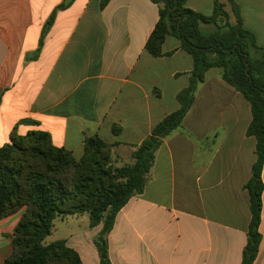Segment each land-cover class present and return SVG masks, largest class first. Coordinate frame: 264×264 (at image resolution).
<instances>
[{
  "label": "crops",
  "instance_id": "1",
  "mask_svg": "<svg viewBox=\"0 0 264 264\" xmlns=\"http://www.w3.org/2000/svg\"><path fill=\"white\" fill-rule=\"evenodd\" d=\"M65 1L0 0V148L13 132L44 131L80 159L86 138L98 135L113 145L115 166L130 163L153 128L180 108L193 59L174 38L163 46L172 55L148 54L160 19L151 0H111L105 8L102 0H75L58 11L38 52L44 26ZM234 1L264 48V0ZM187 6L210 15L214 0ZM222 75L207 71L183 125L157 151L144 193L119 212L106 238L110 264L242 263L251 220L244 186L256 139L247 136L250 104ZM262 202L254 264H264V193ZM21 217L0 219V264L13 254ZM101 229L90 227L88 242L64 239L84 264H100L94 237Z\"/></svg>",
  "mask_w": 264,
  "mask_h": 264
},
{
  "label": "trees",
  "instance_id": "2",
  "mask_svg": "<svg viewBox=\"0 0 264 264\" xmlns=\"http://www.w3.org/2000/svg\"><path fill=\"white\" fill-rule=\"evenodd\" d=\"M75 0H66L51 15L40 38V49L57 13ZM111 0H102L105 8ZM160 6V19L146 44L154 58L164 54L168 38L181 43L193 59L189 84L178 94L180 108L167 115L132 154V162L115 166L113 145L98 135L88 137L84 154L77 159L57 147L52 136L32 131L13 132L0 148V219L22 212L11 236L13 254L4 264H84L79 253L65 240L50 244L54 221L76 215L90 216V227L102 226L96 242L100 264H110L107 236L119 212L135 196L142 195L150 179L156 153L166 137L180 128L195 103L207 71L220 68L223 80L250 104L252 121L248 137L256 139V161L244 186L250 201L251 220L241 264H254L261 246L260 232L264 183V48L243 25L240 6L234 0H214L210 15L193 11L188 0H151ZM228 4L231 10H228Z\"/></svg>",
  "mask_w": 264,
  "mask_h": 264
},
{
  "label": "rangeland",
  "instance_id": "3",
  "mask_svg": "<svg viewBox=\"0 0 264 264\" xmlns=\"http://www.w3.org/2000/svg\"><path fill=\"white\" fill-rule=\"evenodd\" d=\"M22 213V212H21ZM66 218V219H65ZM64 221L61 219V217H58L54 221V228L53 232L50 236H48L45 240L47 244L61 241L64 239H69L70 235H78L82 238L83 242L89 241V222H90V216L88 213L84 215H76V216H70L65 217ZM101 236L99 234H96L94 237V244L96 242H101ZM66 241V240H65Z\"/></svg>",
  "mask_w": 264,
  "mask_h": 264
},
{
  "label": "water",
  "instance_id": "4",
  "mask_svg": "<svg viewBox=\"0 0 264 264\" xmlns=\"http://www.w3.org/2000/svg\"><path fill=\"white\" fill-rule=\"evenodd\" d=\"M100 241H101V243H104V238H101V240H100Z\"/></svg>",
  "mask_w": 264,
  "mask_h": 264
}]
</instances>
